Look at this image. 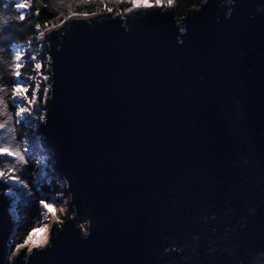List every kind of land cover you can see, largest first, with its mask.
<instances>
[{
  "label": "water",
  "instance_id": "95a60500",
  "mask_svg": "<svg viewBox=\"0 0 264 264\" xmlns=\"http://www.w3.org/2000/svg\"><path fill=\"white\" fill-rule=\"evenodd\" d=\"M75 13L37 131L76 217L7 260L1 194L0 264H264V0Z\"/></svg>",
  "mask_w": 264,
  "mask_h": 264
},
{
  "label": "trees",
  "instance_id": "16d2710c",
  "mask_svg": "<svg viewBox=\"0 0 264 264\" xmlns=\"http://www.w3.org/2000/svg\"><path fill=\"white\" fill-rule=\"evenodd\" d=\"M204 0H174V11L177 17L185 16L192 7L200 6ZM67 5H71L67 7ZM105 5L112 8L113 12H123L124 9L131 6L129 0H122L121 3H116V0H31V6L27 10L28 15L26 19L21 21L19 19L20 11L14 8L12 2L0 0V18L7 20V24H0V74H2L3 84L6 87L4 98L8 102V110L11 113H16L18 110L11 103L12 90L15 87L16 77L11 73L14 69H10L8 64L13 59L15 51L14 45H32L35 50H38L39 33L38 30L45 31L53 27V25L60 24L65 16H69L72 12L78 13H99L104 10ZM39 10L37 16L36 10ZM58 9V10H57ZM39 24L41 27L36 28ZM46 53V52H45ZM42 66L43 71L46 67L45 56ZM23 59V67L21 69V78L29 77L35 74L34 62L31 56L26 54ZM43 89H41V96L39 101L44 102ZM15 119H19L16 117ZM16 127V137L21 140L23 144L26 140L28 128L25 121H21ZM27 146V143H26ZM44 152L37 151L38 154ZM46 154V153H44ZM31 159L26 165V179L31 188V201L28 203H13L10 202L9 213L13 222L11 232L10 246L17 247L23 243L25 239L32 233L33 228L38 229L45 223L44 209L39 201L45 199L47 203H51V194L57 189L60 184L58 175L51 171L49 178L41 181L39 177H34V173L41 171V164H37V156L30 154ZM50 162L51 158L45 156ZM10 159V158H9ZM2 170L7 171L6 168ZM18 219L23 223L18 224ZM39 221V223H37Z\"/></svg>",
  "mask_w": 264,
  "mask_h": 264
},
{
  "label": "snow or ice",
  "instance_id": "6c2138e0",
  "mask_svg": "<svg viewBox=\"0 0 264 264\" xmlns=\"http://www.w3.org/2000/svg\"><path fill=\"white\" fill-rule=\"evenodd\" d=\"M87 2V0H85ZM122 0H116V3H121ZM207 3V0H204ZM12 4L16 10H27L30 8L31 0H12ZM71 5H67L70 7ZM153 7H174V0H131V6L124 9V12L131 13L134 10L139 9H149ZM58 10V9H57ZM104 10L108 12H112V8H108L106 5ZM37 16L39 15V10H36L35 13ZM95 14V13H93ZM28 15L25 11H20L19 19L21 21L26 19ZM78 14L75 12L70 13L69 16H65L63 20H61V24L66 21L76 17ZM83 15L87 16L88 13H83ZM123 15V12L121 13ZM0 24H7V20L0 18ZM39 24L36 25V28H40ZM58 27V25H53V28ZM45 35L44 32H40L39 36L43 37ZM16 50L13 53V59L8 64L10 69H14L11 73L14 77H16L15 87L12 90L11 103L13 106L18 108L16 113H11L8 110V102L4 98L6 93V87L3 84L2 74H0V182L7 185L4 190V195L10 196L13 200V203H28L31 201L32 193L31 188L27 182L26 177V165L28 161L31 159L29 148L26 146V141L22 144L21 140H18L16 137V127L15 125H19L23 119L30 118L34 110L38 109L37 104V92L39 90V82H37L36 88L32 89L31 99L28 98L29 88L24 87L23 85L30 80H34L35 77H25L21 80V69L23 67V57L25 55L26 49L23 45L15 46ZM35 59V56L32 57ZM2 59V57H0ZM35 69H41V63H36L34 65ZM42 79L47 80V76H43L41 73ZM45 100L48 95V88L45 87L43 89ZM25 114H28L25 116ZM18 117L19 119H15ZM40 119H44L43 115ZM10 158V159H9ZM43 163L42 161H37V164ZM6 168L7 171L2 170ZM34 177H42V172H36L33 174ZM40 205L44 209L45 212L49 213L52 216H56L55 204L57 201L53 200L52 203H47L45 199H41L39 201ZM57 222H59V217H57ZM23 223L22 220L18 219V224ZM39 223V221L37 222ZM44 229H47V225H44ZM43 230V229H42ZM36 229L33 228L32 234H30L26 240L24 245L17 246V252L20 251L21 248L26 247V245L31 242L32 247L27 249V252L30 254L33 248L39 249L48 244V237L44 236L40 239L33 240V236L35 235Z\"/></svg>",
  "mask_w": 264,
  "mask_h": 264
},
{
  "label": "rangeland",
  "instance_id": "374dc122",
  "mask_svg": "<svg viewBox=\"0 0 264 264\" xmlns=\"http://www.w3.org/2000/svg\"><path fill=\"white\" fill-rule=\"evenodd\" d=\"M6 1L12 2V0H6ZM129 2L131 4V0H129ZM30 6H31V4H30ZM161 8H163V9L168 8L169 9V7H161ZM27 10H29V9H27ZM27 10H18V11L27 12ZM102 13H109V12L103 11V12H99L97 14L99 15ZM121 13L122 12H118V11L117 12H115V11L111 12V14H113L114 16H118V15L124 16L125 12L123 11V15H121ZM182 17H177L176 22L181 27V29L183 30L184 29V19H182ZM40 32H44V31L38 30V33H40ZM43 39H44V36L43 37L39 36L38 50H35V47L32 45H26V46L23 45L24 48L26 49L25 53L31 56V59L34 62V65L38 62L41 63V65H42V63L44 61V59L41 58L42 56H45V60L47 63L46 67L44 68L45 71H43V66L39 70L35 69V74L29 76V77H35V79L30 80L23 85L24 87L29 88L27 95H28V98L31 99L32 89H35L37 82H39V90L37 92V96H38L37 104H38L39 110H34L31 117L27 118V119H23V121H25V124L28 128L25 140L27 143V147L29 148L30 154L37 156V151L46 153V154L40 153L37 156L38 161L43 162V163H41V171H40L43 173V176L39 177L41 181H45L46 179H48L49 175L51 174V171L55 172V170L53 169V166H52V162H50L45 157L48 155L47 150L49 151V148L47 146H45V144L43 142L42 135L40 133H38V131H37V129L39 127V122L40 123L44 122V119H40V117L43 115V117L45 118V109H44V107H42L44 102L42 103L41 101H39V97L41 96V89L47 87L48 88V95H49L50 87H51L50 81H49V79L51 78L50 67H49L48 62H47V60L48 61L50 60V57L46 51V43H44ZM15 46H17V44L14 45V49L16 50ZM33 56H35V59L32 58ZM41 73L43 74V76L48 77V79L46 81L42 79ZM20 79L23 80L24 78H20ZM43 95H44V93H43ZM44 101H45V97H44ZM17 110H18V108H17ZM27 115L28 114H25V116H27ZM59 179H60V184L58 185L57 189L51 194V201H50L51 203L53 202V200L57 201V203L55 204L56 216H52L49 213L44 211L45 218H46L45 223L43 224L42 227L36 229L35 235L33 236V240L40 239L41 237L47 236L48 237V244L51 243L52 231H57V227L62 228L63 224L65 223L66 219L69 218V216H70V218L76 217L74 207L71 206L70 202H69L70 201V194L67 191V187H66L67 184L63 178H59ZM6 187H7V185H3V187H2V184L0 182V195L2 194L3 197L5 198V200H7L9 202V204H8V209H9L10 208V202H12L13 200L10 196L4 195V190ZM57 217H59V222H57ZM45 224L47 225V229H44ZM78 226L82 229V232L84 234H87L88 228H87L86 222H80L78 220ZM10 242H11V239L8 242L9 247H8V251L6 253L7 254V260H12L21 251H23V250L27 251L28 248L32 247V243L29 242L26 245V247L21 248L20 251L17 252V247L10 246ZM24 244H25V241L23 243H20L19 245H24ZM33 250H34V248H33Z\"/></svg>",
  "mask_w": 264,
  "mask_h": 264
},
{
  "label": "bare ground",
  "instance_id": "6f19581e",
  "mask_svg": "<svg viewBox=\"0 0 264 264\" xmlns=\"http://www.w3.org/2000/svg\"><path fill=\"white\" fill-rule=\"evenodd\" d=\"M81 16L86 18V19H89L91 17L89 14L87 16H85V15H81Z\"/></svg>",
  "mask_w": 264,
  "mask_h": 264
}]
</instances>
